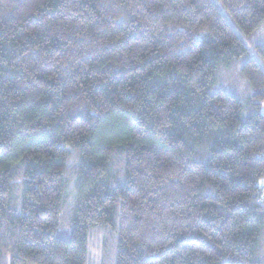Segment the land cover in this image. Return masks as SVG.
<instances>
[{
  "label": "trees",
  "instance_id": "trees-1",
  "mask_svg": "<svg viewBox=\"0 0 264 264\" xmlns=\"http://www.w3.org/2000/svg\"><path fill=\"white\" fill-rule=\"evenodd\" d=\"M263 26L264 0H0V264H264Z\"/></svg>",
  "mask_w": 264,
  "mask_h": 264
},
{
  "label": "rangeland",
  "instance_id": "rangeland-1",
  "mask_svg": "<svg viewBox=\"0 0 264 264\" xmlns=\"http://www.w3.org/2000/svg\"><path fill=\"white\" fill-rule=\"evenodd\" d=\"M262 35H264V26L260 32ZM245 39V38H244ZM246 43H247V47L249 48V52H250V55L255 58L263 67H264V62L261 60V58L258 56V54L256 53L255 49L253 48V46H251L247 40H246ZM262 113L264 114V105H263V109H262ZM99 236V235H98ZM91 255H92V264H101L102 262V259H101V254H100V250H99V247H98V244L97 245H94L92 247V250H91Z\"/></svg>",
  "mask_w": 264,
  "mask_h": 264
},
{
  "label": "built area",
  "instance_id": "built-area-1",
  "mask_svg": "<svg viewBox=\"0 0 264 264\" xmlns=\"http://www.w3.org/2000/svg\"><path fill=\"white\" fill-rule=\"evenodd\" d=\"M259 188H261V195L259 201L264 205V184H262Z\"/></svg>",
  "mask_w": 264,
  "mask_h": 264
}]
</instances>
